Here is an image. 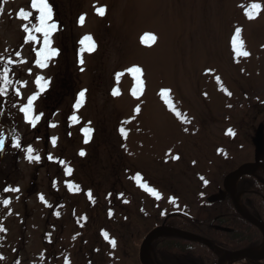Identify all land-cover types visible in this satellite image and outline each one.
<instances>
[{
  "label": "rangeland",
  "instance_id": "rangeland-1",
  "mask_svg": "<svg viewBox=\"0 0 264 264\" xmlns=\"http://www.w3.org/2000/svg\"><path fill=\"white\" fill-rule=\"evenodd\" d=\"M3 1L0 264H153L164 231L139 253L145 235L175 210L202 219L224 176L255 161L264 0H47L46 62L39 0Z\"/></svg>",
  "mask_w": 264,
  "mask_h": 264
},
{
  "label": "flooded vegetation",
  "instance_id": "flooded-vegetation-1",
  "mask_svg": "<svg viewBox=\"0 0 264 264\" xmlns=\"http://www.w3.org/2000/svg\"><path fill=\"white\" fill-rule=\"evenodd\" d=\"M261 128V127H259ZM258 128V129H259ZM258 129L255 131L256 135L258 132ZM261 147L258 148L260 150H258L256 152V156H255V161L253 162V164H257V168L255 169V176H246V177H250L252 178L254 181L248 179V178H243L244 181H251V189L250 191L253 192L257 199L254 200L250 205H246L243 201H244V197L242 196V192H247V189H245V187L241 188V182H239V184L237 185L236 189H235V195L237 197H239L243 203V209L248 212L249 214H251L252 216H254L255 218H259L260 219V214L264 213V212H258V210L260 208H262L264 206V184L259 182V180H264V132L261 129ZM248 186V185H247ZM242 193V194H241ZM215 194V193H214ZM216 194H219L218 196L221 197V190L218 191ZM209 198V197H208ZM236 197H232L230 194H225L223 195L222 198L218 199V200H213V201H209V199L204 203L202 209L200 210L201 213L203 212L204 217L202 219L200 218H194L192 217L190 220L198 223L196 224L197 226H189L188 224L185 225L186 223V218L183 217V215H178L175 218V223H173V225L177 228H182V230H184L185 232H189L192 234H197L201 237H204L206 239H209L207 232L210 230V228L207 226V224H210L209 222H207V224H204V222L210 217L213 221L220 220L222 217H225L226 215L230 216L231 214V209H233L235 212V208L233 205V199ZM256 203H260L262 207L258 206ZM237 213V212H236ZM238 214V213H237ZM239 215V214H238ZM207 216L206 220H203L205 217ZM263 222L264 220L261 219ZM217 221V222H218ZM168 227V226H167ZM221 228H224L221 226ZM254 229H256L258 232L259 230L257 228L254 227ZM224 231L228 232L229 229L225 228L223 229ZM233 232H240V227L237 228H233L232 229ZM239 230V231H238ZM255 230V231H256ZM255 232V233H258ZM220 238V242L218 243V249L221 251V239L223 238L221 236V234L218 236ZM176 246H180V248H182L183 255L180 257H175L173 254H169L173 260L174 263L173 264H215V261L213 260V254L210 251L207 250H203V252L201 254H199L197 256L196 259L192 258V253L194 250H197L198 248H203L201 245L197 242H191L188 240H184V239H178L177 242H175ZM251 246H247L245 245H239L237 247V249H246V248H250ZM155 254V253H154ZM153 254V255H154ZM168 254V253H167ZM155 259V256H154ZM248 261L246 262L247 264H264V259L260 262H256V261H249V260H245ZM245 261H240L236 264H242L245 263ZM155 264V263H153ZM162 264V263H159Z\"/></svg>",
  "mask_w": 264,
  "mask_h": 264
},
{
  "label": "trees",
  "instance_id": "trees-1",
  "mask_svg": "<svg viewBox=\"0 0 264 264\" xmlns=\"http://www.w3.org/2000/svg\"><path fill=\"white\" fill-rule=\"evenodd\" d=\"M3 4V0H0V9L1 6ZM31 28V26H30ZM0 84L2 85V81H0ZM0 85V86H1ZM243 178H248L252 181H254L252 178L250 177H243ZM241 188L245 187V189H248L250 186H247V183L244 181V179H242V183H241ZM243 197H244V203L246 205H250L254 200L257 199L256 195L247 190V192H243ZM258 212H264V206L263 208H260L258 210ZM260 219L264 220V213L260 214ZM218 219L213 221L210 217L204 222V224H207V222L211 223V224H215L217 223L218 225H221L224 228H228L229 231L226 232L224 230L218 231L216 228L212 227L211 224H207V226L210 228V230L207 232V235L209 237V240L215 244L218 245V243L220 242L218 237H217V233H221V236L223 237L221 239V245L224 244L225 241H232L236 247H238L239 245H241V243L246 244V245H256L261 241V234L253 228V226L251 224H249L248 222H246L244 219H242L233 209H231V214L230 216L226 215L225 217L221 218V221ZM189 225V226H197L196 222L190 220L189 218L186 217V223L185 225ZM242 224L244 225H248L247 227L249 228H253L254 229V233L258 232L257 234L255 233V235L251 234V229L249 230V228H244L241 229L240 232H233V228H237L240 227ZM256 230V231H255ZM239 231V230H238ZM244 232V233H243ZM250 234V235H248ZM244 236V237H242ZM180 237L178 236H170L169 238H160L157 240L158 242H161L160 244H154V256H155V260L157 263H162V264H173L174 260L173 258L169 255L170 253L173 254L175 257H180L183 255V250L182 248H180V246H176L175 242L178 241ZM244 238V241H242V239ZM163 239V240H162ZM203 246V245H201ZM203 250H207L210 251L209 249H207L206 247L203 246V248H198L197 250H194L192 253V258L196 259L197 256L199 254H201L203 252ZM168 253V254H167ZM214 259V257H213Z\"/></svg>",
  "mask_w": 264,
  "mask_h": 264
},
{
  "label": "snow or ice",
  "instance_id": "snow-or-ice-1",
  "mask_svg": "<svg viewBox=\"0 0 264 264\" xmlns=\"http://www.w3.org/2000/svg\"><path fill=\"white\" fill-rule=\"evenodd\" d=\"M36 3H37V0H33V7H36ZM0 11H2V9H0ZM38 11L41 13L39 19L41 21V24L40 26L36 29V31L38 32H42L43 33V36H44V52L42 53L43 57H44V61L46 62L48 60L49 57L51 56H55L56 55V50L55 49H50L49 46H48V36H49V33L52 31V29L56 28V24H49L47 27L44 26V23L45 21L51 19V16H52V10L51 8L49 7L48 3H47V0H39V7H38ZM23 13V14H21ZM100 13L103 14V9L100 10ZM22 18H25L27 19L31 13H25L23 11L20 12L19 14ZM25 32H28V28L26 27L24 29ZM31 39V37H30ZM90 38L86 37L85 40H81L80 41V44L81 45H84L85 44V41L88 40ZM156 37L151 34V33H146L143 37H142V40L141 42L142 43H145L147 44V42L149 40L151 41H155ZM89 49L92 48V44H88L87 45ZM150 46V45H149ZM37 64H40L41 67H43V64L41 63V61H37ZM138 68V67H136ZM139 69V72L141 71L140 68ZM0 81L3 82V87H0V94H3L5 89L7 88L8 84H9V80H8V76H7V71L4 72L3 75H0ZM37 83L39 84V86L41 88L44 87L43 84H40V81L38 80ZM81 97L84 96V92L82 91L80 94H79ZM34 99V98H33ZM31 106H32V99H29L28 100V104L26 107H24L23 109H21V111H23L25 113V118H27V114L29 113V111L31 110ZM39 119V117H33V119L31 121H29L30 123L33 124V126H35V122ZM73 120L76 119L75 116L72 117ZM123 131V130H121ZM228 134L229 135H232L234 133H232V130L229 129L228 131ZM4 139L3 138H0V148H3L4 146ZM53 144H55V140H53ZM17 148L20 146L18 143L15 145ZM28 152L31 153L32 152V149L29 148L28 149ZM80 155L81 156H84L85 153L83 151L80 152ZM179 157H174V159H178ZM37 161L39 160V157L37 156L35 158ZM51 159V157H50ZM69 173L71 172V169H68L67 170ZM5 191H11V189H5ZM16 191H19L18 189H16ZM154 195H159L158 193H154ZM4 204H8L9 201L7 199H5L3 201ZM113 245H115V241H112Z\"/></svg>",
  "mask_w": 264,
  "mask_h": 264
},
{
  "label": "water",
  "instance_id": "water-1",
  "mask_svg": "<svg viewBox=\"0 0 264 264\" xmlns=\"http://www.w3.org/2000/svg\"><path fill=\"white\" fill-rule=\"evenodd\" d=\"M255 168V167H254ZM254 173V170H245L244 168L240 167L239 169L233 171V172H230L229 174H227L224 178V181H223V186H224V189L233 197L234 194H233V191L231 190V187H230V182L231 180H235L237 179L238 177H240L241 175H244V174H253ZM235 200V199H233ZM235 208L237 209V211L241 214V216L243 218H245L247 221H249L251 224H253L254 226L258 227L262 233L264 234V224L261 223L260 221L256 220L254 217H252L251 215L245 213L241 207L239 206V204L237 203V201H235ZM156 231L153 230L151 231L146 239L144 240V244L151 238V236L153 235V233ZM193 237H196V238H199L195 235H192ZM227 257H236V258H249V259H253V260H260V259H263L264 258V250L257 256L255 255H252L250 253V249H243V250H238V251H235V252H232L229 254V256ZM223 260V258H219L218 259V263L217 264H220V262Z\"/></svg>",
  "mask_w": 264,
  "mask_h": 264
},
{
  "label": "bare ground",
  "instance_id": "bare-ground-1",
  "mask_svg": "<svg viewBox=\"0 0 264 264\" xmlns=\"http://www.w3.org/2000/svg\"><path fill=\"white\" fill-rule=\"evenodd\" d=\"M238 250L239 249H237L236 245L232 241L230 240L225 241L224 244L221 246V258H225L229 256L230 253L238 251ZM230 261L231 259L227 257L224 259L223 262L225 264H229Z\"/></svg>",
  "mask_w": 264,
  "mask_h": 264
}]
</instances>
